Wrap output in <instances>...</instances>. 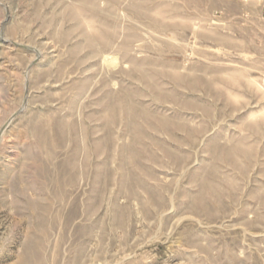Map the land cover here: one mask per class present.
<instances>
[{
  "label": "rangeland",
  "instance_id": "rangeland-1",
  "mask_svg": "<svg viewBox=\"0 0 264 264\" xmlns=\"http://www.w3.org/2000/svg\"><path fill=\"white\" fill-rule=\"evenodd\" d=\"M0 264H264V0H0Z\"/></svg>",
  "mask_w": 264,
  "mask_h": 264
},
{
  "label": "bare ground",
  "instance_id": "bare-ground-1",
  "mask_svg": "<svg viewBox=\"0 0 264 264\" xmlns=\"http://www.w3.org/2000/svg\"><path fill=\"white\" fill-rule=\"evenodd\" d=\"M9 121H10V120H9ZM9 121H8V122H9ZM8 126H9V125H8Z\"/></svg>",
  "mask_w": 264,
  "mask_h": 264
}]
</instances>
